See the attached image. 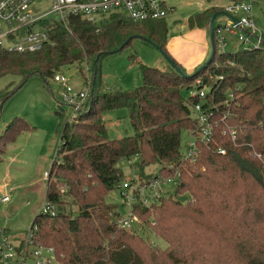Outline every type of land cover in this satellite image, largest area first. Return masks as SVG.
I'll return each instance as SVG.
<instances>
[{
    "label": "trees",
    "instance_id": "16d2710c",
    "mask_svg": "<svg viewBox=\"0 0 264 264\" xmlns=\"http://www.w3.org/2000/svg\"><path fill=\"white\" fill-rule=\"evenodd\" d=\"M221 10L209 5L191 14L188 24L207 26ZM48 33L34 51L0 47V77L20 76L16 89L36 74L49 86L64 65L78 63L83 70L84 63L95 60V81L85 110L60 125L44 198L56 212L33 216L31 243L52 246L61 264H264V45L216 50L205 68L189 73L168 50L166 17L133 21L110 12L101 21H88L73 16L67 24L54 21ZM135 36L159 47L185 73L172 64L167 69L141 63L139 86L106 85L102 57ZM193 87L206 88L203 107L213 111L214 122L213 139L199 142L196 161L184 159L182 151V131L192 134L199 127L192 114L201 98L184 94ZM12 92L0 94V103ZM122 106L135 133L111 138L105 113ZM25 130L31 126L21 115L6 123L0 159ZM136 155L132 166L143 182L176 180L174 193L162 194L150 205L135 202L144 233L120 226L119 204L107 200L126 178L120 162ZM150 164H158L155 173L146 172Z\"/></svg>",
    "mask_w": 264,
    "mask_h": 264
},
{
    "label": "rangeland",
    "instance_id": "374dc122",
    "mask_svg": "<svg viewBox=\"0 0 264 264\" xmlns=\"http://www.w3.org/2000/svg\"><path fill=\"white\" fill-rule=\"evenodd\" d=\"M167 1L175 8L166 16L169 26L168 39H170L171 37H181L190 31L188 18L191 14L201 11L209 5H221L230 0ZM49 2L50 0H43V6H48ZM254 10L257 25L264 36V0H256ZM216 21H226L225 15L220 14ZM38 25L35 24L33 29H38ZM202 28L206 32L205 38L210 43L211 52L209 25ZM195 35L193 38H202L198 34ZM228 41L230 42L227 46L228 50L241 47L236 35L229 36ZM176 47L178 49L182 47L180 42L177 41ZM134 53L136 59H133L132 54ZM141 63L160 68H171V63L159 47L143 37L135 36L129 45L102 57L101 78L109 86L135 88L143 82ZM95 68V60H92L83 64V70L78 63H71L64 65L61 72L69 79V83L74 88L82 90L92 86V74ZM196 69L189 73L195 72ZM19 80L20 76L16 74H6L0 77L1 97L9 91L10 93L13 91L0 103V133L6 123L15 115L23 116L31 126V130L23 131L15 141L7 145L0 159V227L6 228L14 242H19L28 234L33 216L39 212L43 202H46L44 200L46 179L43 174L50 169L52 160L56 157L62 128L60 125L72 113V107L64 101L58 81L53 78L49 79V86H47L39 75L34 74L15 89ZM189 93L190 91L184 90L185 95ZM58 104H62L64 110L59 112ZM105 122L108 127V135L111 138L135 133L128 109L124 106L107 111ZM191 139L192 135L183 130L182 151H185L186 145ZM120 165L125 171L126 178L139 177L137 169H134L128 160H122ZM157 169L158 164H150L145 168L148 173H155ZM157 184L156 187L162 189L163 194L175 192V179H160ZM7 194L11 195V199L7 202L1 201V198ZM182 198L185 197L182 196ZM107 200L118 203L123 214L128 212L129 208L124 203L118 188L108 194ZM130 229H137L141 233L145 232L142 226ZM19 238L21 239L18 240ZM151 238L165 245V242L156 235L151 234Z\"/></svg>",
    "mask_w": 264,
    "mask_h": 264
},
{
    "label": "built area",
    "instance_id": "2783aa9c",
    "mask_svg": "<svg viewBox=\"0 0 264 264\" xmlns=\"http://www.w3.org/2000/svg\"><path fill=\"white\" fill-rule=\"evenodd\" d=\"M255 3L256 0H230L219 5L227 14H223L226 21L217 22L218 14L214 22L217 51H226L230 43L228 37L234 35L237 36L240 48L253 49L264 45L263 32L256 22ZM174 9L167 0H50L48 6H43V0H0V47L15 51L37 50L48 40L49 27L54 21L67 24L73 16H82L88 21H101L110 12H121L130 20L143 21L166 17ZM35 24H39L36 30L33 29ZM53 79L59 82L64 101L72 107L68 118H75L88 105L91 86L78 90L61 71L54 74ZM206 92V88L190 89L191 95L198 94L201 98V101L193 105L192 114L198 119L199 127L191 134L192 139L183 151L184 159L190 161H196L200 156L199 142H210L214 136L213 111L205 109L202 102ZM228 97L233 99L235 91L230 90ZM231 136L236 138V129L231 130ZM219 151L224 153L226 148L220 146ZM138 157L136 155L126 160L132 164ZM43 175L47 180L48 171ZM160 179L143 182L139 177L125 178L118 184L124 203L129 208L127 213L117 218L120 226H142L143 220L135 212L134 204L142 201L150 205L154 199L160 197L163 194L162 189L156 187ZM10 198L11 195L7 194L1 201H8ZM40 211L53 214L56 209L52 203L46 201L41 205ZM34 230L35 226H30L28 234L19 242H14L6 228L0 227V264H61L52 246L31 243Z\"/></svg>",
    "mask_w": 264,
    "mask_h": 264
},
{
    "label": "crops",
    "instance_id": "0c3cea01",
    "mask_svg": "<svg viewBox=\"0 0 264 264\" xmlns=\"http://www.w3.org/2000/svg\"><path fill=\"white\" fill-rule=\"evenodd\" d=\"M205 33L206 32L202 27L190 26V31H188V33L184 34L183 36L174 37V38L171 37L170 39H168L167 47L170 54L179 63H181V65L186 69L187 72L194 71L201 64H203L210 55V43L205 38L206 37ZM195 34L200 35L202 38L201 39H197V37L193 38L194 36H196ZM177 41L180 42V45H182L183 48L179 47L178 49L176 47ZM44 179L46 178L44 177ZM3 202H7V201H3ZM20 239L21 238H19L18 240Z\"/></svg>",
    "mask_w": 264,
    "mask_h": 264
},
{
    "label": "water",
    "instance_id": "95a60500",
    "mask_svg": "<svg viewBox=\"0 0 264 264\" xmlns=\"http://www.w3.org/2000/svg\"><path fill=\"white\" fill-rule=\"evenodd\" d=\"M218 14H227L226 11L224 10H221L219 13L216 12L214 14H212L211 18H210V22H209V30H210V37H211V52H210V55L209 57L207 58V60L201 64L195 71V73H197L198 71H200L201 69L205 68V66L207 64H209L214 56H215V53H216V44H215V33H214V22H215V19L217 17ZM131 39V37H129L127 40H125V42H123L118 48L116 49H113L111 50V52H115L117 50H120L121 48L124 47V45ZM163 52V51H162ZM163 54L165 55V57L167 58V60L176 68V70L180 73H185V71L179 66L177 65L173 59L165 52H163ZM99 56V55H98ZM94 79H93V82H92V86H91V91H93V87H94ZM58 108L61 109V110H64L62 104H58Z\"/></svg>",
    "mask_w": 264,
    "mask_h": 264
}]
</instances>
